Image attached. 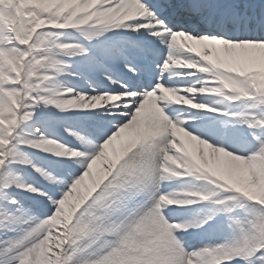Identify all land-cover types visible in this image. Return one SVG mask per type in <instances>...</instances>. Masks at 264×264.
Returning <instances> with one entry per match:
<instances>
[{
	"label": "snow or ice",
	"instance_id": "1",
	"mask_svg": "<svg viewBox=\"0 0 264 264\" xmlns=\"http://www.w3.org/2000/svg\"><path fill=\"white\" fill-rule=\"evenodd\" d=\"M0 264H264V0H0Z\"/></svg>",
	"mask_w": 264,
	"mask_h": 264
}]
</instances>
